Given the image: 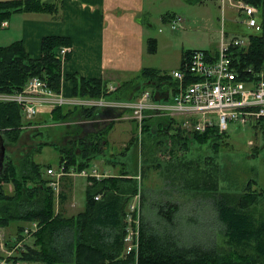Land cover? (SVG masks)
Here are the masks:
<instances>
[{
	"label": "trees",
	"instance_id": "obj_1",
	"mask_svg": "<svg viewBox=\"0 0 264 264\" xmlns=\"http://www.w3.org/2000/svg\"><path fill=\"white\" fill-rule=\"evenodd\" d=\"M259 8L258 20L261 30L245 29L237 30L238 33L248 35L251 38L250 47L245 50L238 47L232 48L234 67L240 76L248 75L247 67L253 65L255 69L264 68V0H244ZM46 12L57 17L59 6L56 2H44L42 0H4L0 1V23L9 18L14 12ZM61 18L60 15L57 19ZM240 23H238L239 25ZM154 42V39H153ZM60 45H72L68 36L46 35L41 39V55L31 57L25 50L22 41H15L11 45L0 44V87L12 91L22 89L32 76L46 79L55 90H60L62 79L72 81V93L82 96H100L107 88L108 83L98 77H86L78 73L63 74L61 61L56 54ZM193 49L185 50L182 54L180 69L185 70L189 63ZM207 51V50H206ZM209 51V50H208ZM71 53L67 54V60ZM139 78L142 81H156L158 88L151 90L157 98L163 99L166 91L172 88L173 94L178 92L179 81L173 78L168 71H160L156 68L145 67ZM199 77L189 74L185 77V83L198 80ZM145 83V84H149ZM120 87L115 91L118 97ZM145 88V87H143ZM119 89V90H118ZM144 90H137V95L125 97L134 99ZM111 94V93H110ZM108 94V95H110ZM51 111L52 120L58 121L75 117L81 114L83 117H94L99 114L94 109H69L55 107L47 109ZM152 117H147L149 121ZM154 122L162 123L159 130L175 128L176 117L156 116ZM152 122V121H150ZM181 122V120H180ZM30 123V121H29ZM114 122L97 123L99 126L89 136L78 139H70L68 144L61 146L60 163H65L69 169L77 170L88 168L96 154L103 152L102 133L106 132ZM147 124V123H146ZM145 124V125H146ZM21 108L15 103H0V133L9 140H17L20 137L22 126ZM255 128L264 129V118L253 125ZM181 131L180 128L177 129ZM193 130V129H192ZM188 133V134H187ZM187 134V135H186ZM227 131H219L215 126L208 127L204 132L193 130L182 132L181 147L184 152L190 144L199 142L201 146L209 144L210 138L222 139ZM192 143H189V142ZM48 142V141H46ZM45 142V143H46ZM54 144V143H53ZM55 146L57 144H54ZM6 146V145H5ZM216 146V145H215ZM178 150V149H177ZM175 149V152H177ZM32 154L27 153L21 161L14 162L8 155L6 148L5 168L0 175V227L10 226L16 220L25 223L38 221L40 228L34 233L32 244L14 255L7 257V262H40L42 264H264V213L257 207L260 194L252 188L255 179H249L246 189L238 197L235 194L220 193L214 198L218 219L223 223L222 233L226 236L230 246L228 250L218 251L217 244H195L193 246H179L168 236L164 237L152 231L146 233L142 227L141 243L137 254L125 253L124 237L126 235L125 214L128 204L137 190L138 181L128 177L130 173L122 170L119 174L110 175L101 179L90 178L92 183L86 191V205L78 214L66 216L62 212H56V199L52 187L48 184L50 177H44L38 163L32 161ZM174 155L171 156V158ZM159 166V164H157ZM130 176V175H129ZM9 184L12 191L5 190ZM30 184H32L30 186ZM187 189L194 190L192 185L185 184ZM201 190L215 192L218 187H201ZM102 193L99 200L95 195ZM237 193V192H236ZM61 201V200H60ZM28 207H24L25 204ZM175 208V209H172ZM178 209L176 203L169 204L167 208L161 207L160 214L174 223V212ZM21 225L17 231L21 232ZM19 235L18 239H23ZM10 247L12 245L9 244ZM238 248H240L238 250ZM247 248L251 253L239 256ZM4 254L0 255L3 258ZM261 258V259H260Z\"/></svg>",
	"mask_w": 264,
	"mask_h": 264
},
{
	"label": "rangeland",
	"instance_id": "obj_2",
	"mask_svg": "<svg viewBox=\"0 0 264 264\" xmlns=\"http://www.w3.org/2000/svg\"><path fill=\"white\" fill-rule=\"evenodd\" d=\"M148 4L152 14L155 15L156 21L147 26L144 37V59L147 65L145 67L157 68L162 72L169 70V73H171V70L173 71V69L179 67L183 50L204 48L215 51L219 46L222 25H224V29L229 36H234L235 33H238L237 30L251 29L242 22L245 16L242 17L236 9L227 5L222 11L220 0H151ZM173 12H177L179 16L185 19L184 28L172 26L171 20L174 17L168 19V16ZM159 16L161 18H158ZM238 23L240 24L238 25ZM61 46H70L71 48L72 46L60 45L56 49L63 74H66L65 66L68 60L67 56L62 59L59 55L58 49ZM64 79H62V83ZM145 86V88H155L152 84ZM141 88L140 85L138 90H141ZM60 90L63 91L62 95L65 97L75 95L72 92H65L62 84ZM134 90H137V85L131 89V91ZM108 94L110 93L104 91L98 97L128 99L118 97L115 91L110 95ZM135 95H137V92ZM82 97L98 98L97 96ZM138 97L128 100L136 101ZM60 107L91 109L82 106ZM95 111L98 113L103 112L100 110ZM132 113L131 110L126 111L124 113L126 116H122L119 121L102 133L101 136L109 139L113 128L116 127L123 130L121 132V138L123 139L117 140L113 137V144L107 154V159L110 161L106 160L105 157H97L92 161V166L98 164L101 170H111L110 172L114 174L127 170L130 173V176H127L131 177L133 175V178L135 175H140L141 181L137 177L134 178L139 181V183L136 182V191H140L141 196L140 232L142 227L149 234L155 231L164 237L173 238L179 246L189 247L205 243L207 245L217 244L219 252L228 250L230 246L226 236L221 232L224 225L218 219L214 198L225 192L240 197L246 189L249 179L258 181L252 183L255 192L264 191V129L247 125L242 126L234 122L229 125L228 134H224L221 140L210 138L209 144L203 146L199 142L192 143L190 141L189 143H192L190 144L192 146H188L187 152L179 157L184 152L182 149L185 148H180V143L184 141L181 133L189 131L190 134L193 131L192 129L184 127L179 120L180 118H178V121L174 123L175 128L159 130L165 125L154 122L153 118L155 116H148L152 117L150 118L152 120L149 121L143 118L140 124ZM40 116V114H37L35 118L31 119L23 116V125L19 126V130H21L20 137L14 141L6 138L5 145L8 155L14 162L19 163L25 154H32V161L38 163L42 174L47 178L46 169L59 166L62 154L59 145L68 144V141L74 138L75 129L73 124H80L74 123L76 118L73 117L72 119V115L66 120L58 121L52 120L51 111H47L46 115ZM178 128L181 131H178ZM3 130L2 128L1 131ZM63 139H65V143ZM106 141L103 140V142ZM250 141L253 144H250ZM53 143L57 145L55 146ZM175 149H178L177 152H175ZM118 154L124 163L120 165L117 161L111 163V157ZM172 155L174 157L171 158ZM109 163L112 165L110 166ZM75 178L73 192L76 194L79 203L77 210L80 211L85 205V188L89 180L81 175H77ZM185 184L192 185L194 190L187 189ZM216 185L218 189L214 190L215 192L201 190V187L216 188ZM52 189L55 199L61 197L62 187L58 194L54 188ZM68 192L70 193V191ZM133 200L132 197L130 201ZM59 203L56 202V211ZM171 203H176L178 206V209L174 212L173 224H170L164 215L160 214V208H167ZM26 207H28L27 203L24 207L18 206L20 209ZM257 207L264 213V193L260 194ZM172 209L175 208L172 207ZM30 223H25L19 219L11 223L10 226L5 227L6 230L4 229L3 236L6 241H2L4 248L11 250L13 247H10L9 244L13 243L15 245V242L20 243L17 249H26L27 245L32 244L35 239L34 235L25 236L23 230L21 232L17 231L21 225L23 229L28 224L33 226V223ZM2 228L0 227L1 231ZM20 234L23 235V239L17 238L14 240L16 235L19 237ZM140 243L141 235L139 247ZM249 249L247 248L245 252L247 253ZM0 251L5 254L2 249ZM2 260L3 258H0V263ZM4 262L13 264L7 262V259Z\"/></svg>",
	"mask_w": 264,
	"mask_h": 264
},
{
	"label": "built area",
	"instance_id": "obj_3",
	"mask_svg": "<svg viewBox=\"0 0 264 264\" xmlns=\"http://www.w3.org/2000/svg\"><path fill=\"white\" fill-rule=\"evenodd\" d=\"M220 3L222 8L228 4L240 12L242 17L244 15L242 22L247 27L261 30L257 17L259 9L254 4L244 0H220ZM171 21L173 27L184 26L183 18L179 15ZM251 43L248 35L235 33L234 36H229L223 25L217 52L213 54L204 49L194 50L189 63L184 67L185 70L177 69L170 73L179 81L178 92L172 94L167 91L164 95L166 98L163 99L157 98L150 90H144L136 101L105 96L93 98L68 95L71 97H65L62 95V90L53 89L46 79L32 76L22 89L6 91L0 87V102L18 104L22 115L27 119L36 117L41 109L60 106H82L104 111L103 115L75 119L74 123L84 126L120 120L129 110L133 112V116L140 124L142 119L148 116L177 117L181 118L184 127L199 132H204L210 126H215L220 131H228L229 125L234 122L242 126H253L264 118V68L255 69L253 65H250L247 67L248 75L241 77L234 67L232 58L233 47L247 50ZM71 51L70 46H61L58 49L62 59H65ZM187 74L199 79L185 83ZM116 90V85L109 84L105 91L112 93ZM250 143L252 144V141ZM46 174L50 177L49 185L57 194L61 188L62 177L65 175H81L96 179L111 175L107 169L101 170L98 164L77 170L75 167L68 169L65 163H60L58 167H48ZM136 177L141 181L139 174ZM139 192L133 195L134 200L129 202L125 214V252L128 254L132 252L137 254L140 248L141 196ZM101 197L102 193L95 195L96 200ZM59 199L60 197L56 198L57 204ZM31 223L34 227L27 225L23 230L25 236L34 235L40 227L36 221ZM2 231L0 230V249L5 252V257L0 264L7 257L12 256L20 245V243L15 244L11 250L4 248L2 241L5 242L6 239L3 236L4 230Z\"/></svg>",
	"mask_w": 264,
	"mask_h": 264
},
{
	"label": "crops",
	"instance_id": "obj_4",
	"mask_svg": "<svg viewBox=\"0 0 264 264\" xmlns=\"http://www.w3.org/2000/svg\"><path fill=\"white\" fill-rule=\"evenodd\" d=\"M42 1L56 2L59 6L57 17L60 15L61 18H52V14L46 12H14L9 18L0 23L1 45L7 46L15 41L21 40L29 55L36 58L41 55V39L44 36H68L72 40V51L71 58L67 61L65 66L66 73H78L86 77L94 76L101 78L108 84L121 86L119 94L123 96L122 98L134 96L140 85L142 89L154 90L158 88L156 81H148L149 84L154 85V89L143 88L146 87L145 85L147 84L145 83L148 82L142 81V79L139 78L142 69L147 66L144 59V37L147 32V26L152 25L151 22L153 23L156 21L154 18L155 15L152 14L148 4L151 0ZM174 15H178V13H171L168 19L172 16L174 17ZM158 18L161 17L159 16ZM207 50L215 54L218 48L215 51L212 49ZM183 52L184 50L182 54ZM180 66L181 62L176 69H179ZM165 71L170 72L169 70ZM62 85L65 92H72L73 84L71 80L64 79ZM135 85H137V90L131 91ZM168 90L172 92V88ZM47 111L49 110L41 109L38 114L44 116ZM103 114L104 111L99 113L98 116ZM82 117L81 114H77L74 118L79 119ZM73 125L75 129L73 139L78 140L86 135L89 136L99 129V126L96 124L85 126ZM122 131V129L113 128L111 137L106 139L108 142H103L104 152L96 154L95 159L97 157H105L106 160H108L107 154L113 144V137L117 140L123 139L121 138ZM114 133L115 135L113 136ZM64 140L65 139H63V142L65 143ZM120 158L119 154L111 157V163L115 161L119 163L118 165L124 163ZM111 165L112 164H110V166ZM76 176L65 175L62 177L61 201L56 212L60 211L66 216L78 214L84 209L80 211L77 210L79 203L76 194L73 192ZM257 182L256 180L254 183ZM89 185L90 183L87 181L85 198ZM4 188L9 193L12 191V187L9 184H6ZM68 191H70V193ZM17 237L18 235H16L14 240H16ZM251 252V249H249L247 253L245 251L239 253V256ZM1 254L3 253L0 251V255ZM23 262L24 261H19L20 264ZM25 263L35 264L40 262Z\"/></svg>",
	"mask_w": 264,
	"mask_h": 264
},
{
	"label": "water",
	"instance_id": "obj_5",
	"mask_svg": "<svg viewBox=\"0 0 264 264\" xmlns=\"http://www.w3.org/2000/svg\"><path fill=\"white\" fill-rule=\"evenodd\" d=\"M5 162H6L5 138L0 133V175L5 168Z\"/></svg>",
	"mask_w": 264,
	"mask_h": 264
}]
</instances>
